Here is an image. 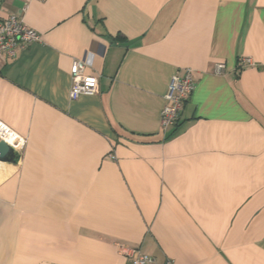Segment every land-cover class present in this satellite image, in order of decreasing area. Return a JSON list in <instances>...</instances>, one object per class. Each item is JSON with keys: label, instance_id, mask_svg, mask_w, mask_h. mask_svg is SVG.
<instances>
[{"label": "crops", "instance_id": "1", "mask_svg": "<svg viewBox=\"0 0 264 264\" xmlns=\"http://www.w3.org/2000/svg\"><path fill=\"white\" fill-rule=\"evenodd\" d=\"M10 14L40 39L0 58V122L26 140L0 161V264H128L120 244L264 264V0H0ZM91 55L100 93L73 100Z\"/></svg>", "mask_w": 264, "mask_h": 264}, {"label": "built area", "instance_id": "2", "mask_svg": "<svg viewBox=\"0 0 264 264\" xmlns=\"http://www.w3.org/2000/svg\"><path fill=\"white\" fill-rule=\"evenodd\" d=\"M40 39V33L28 26L16 14L0 19V58L15 57L17 51L25 48ZM244 62L252 64L247 58ZM93 66V55L88 60L74 59L71 67L72 87L70 97L73 100L81 96H93L100 93V74H88V67ZM225 68L224 63H219L217 73ZM196 88V79L191 68H186L182 73L173 76L168 91L165 95L166 104L161 112V126L164 131L175 127L185 103L189 100ZM0 139L11 144L19 153L25 146L24 137L15 133L6 124L0 122ZM114 159L115 156L112 155ZM119 251L128 259V264H175L171 258L160 262L156 257L143 252L139 247L119 245Z\"/></svg>", "mask_w": 264, "mask_h": 264}, {"label": "water", "instance_id": "3", "mask_svg": "<svg viewBox=\"0 0 264 264\" xmlns=\"http://www.w3.org/2000/svg\"><path fill=\"white\" fill-rule=\"evenodd\" d=\"M21 154L5 140L0 139V161L8 163H18Z\"/></svg>", "mask_w": 264, "mask_h": 264}, {"label": "trees", "instance_id": "4", "mask_svg": "<svg viewBox=\"0 0 264 264\" xmlns=\"http://www.w3.org/2000/svg\"><path fill=\"white\" fill-rule=\"evenodd\" d=\"M177 125H178V123H177Z\"/></svg>", "mask_w": 264, "mask_h": 264}]
</instances>
